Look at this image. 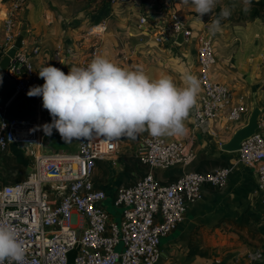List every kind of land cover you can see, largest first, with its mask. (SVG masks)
I'll use <instances>...</instances> for the list:
<instances>
[{"label": "built area", "instance_id": "built-area-1", "mask_svg": "<svg viewBox=\"0 0 264 264\" xmlns=\"http://www.w3.org/2000/svg\"><path fill=\"white\" fill-rule=\"evenodd\" d=\"M7 1L2 3L5 11L0 20V57L18 36L16 21L29 2ZM107 2L116 8L128 5L137 9L138 25L156 44L169 41L181 46L196 41L199 94L191 108L193 125L182 130L178 138L151 134L141 140L136 156L146 171L133 184L114 192L112 204L121 208L118 223L104 207L106 191L92 179L97 161L118 150V127L100 122L85 125L78 120L80 109L86 106L89 82L101 64L100 45L91 44L68 74L61 59L36 69L38 47L22 43L4 73L16 84L15 97L31 98L35 115L30 123L20 122L19 116L8 117L6 106H0V154L13 143L28 145L31 170L13 183L0 184V264H69L67 253L71 249L76 252L70 264H157L162 258L161 239L183 221L189 206L200 199L202 186L223 187L234 169L235 165H225L210 172L188 170L168 183L154 176L156 169L188 165L194 159L195 129L216 118L238 123L249 112L250 102L235 101L232 90L213 77L216 59L211 23L201 19L197 34L195 23L179 11L175 2L153 0L147 9L136 0L131 4L130 0ZM98 27H105V22ZM180 32L181 43L176 41ZM69 77L75 91L68 97ZM109 86L113 88L114 82ZM47 114H55L64 125L65 137L76 144L75 151L41 150L43 125L36 118ZM257 123L236 153L237 163L253 170L255 195L264 203V111ZM121 126L126 128L125 124ZM263 261L260 249H244L235 255L239 264Z\"/></svg>", "mask_w": 264, "mask_h": 264}, {"label": "crops", "instance_id": "crops-1", "mask_svg": "<svg viewBox=\"0 0 264 264\" xmlns=\"http://www.w3.org/2000/svg\"><path fill=\"white\" fill-rule=\"evenodd\" d=\"M86 1L29 0L27 9L16 21L15 29L23 34L22 43L38 47L39 52L34 58L38 70L61 59L62 68L70 74L91 44L100 45L98 58L101 64L89 82L86 106L80 109L78 120L83 123L87 107L93 103L98 122L113 123L118 127L119 148L103 159L110 162L111 171L104 173L98 163L96 168H99L92 177L94 185L111 196L116 189L133 184L146 171L136 156L144 137L155 134L174 139L180 136L182 130L193 125L191 108L199 94L195 64L197 43L193 41L189 45L175 46L164 41L156 44L149 38L146 29L138 25L139 12L129 7H113L107 0H93L92 7H89ZM188 19L195 23V31L199 34L200 27L197 25L201 19L198 16ZM101 21L105 22L103 28L98 27ZM225 35L226 31L215 37L217 60L213 77L232 90L235 101L242 99L250 102L251 93L259 87L264 74L263 70H255L257 63L254 56L258 43L248 44L240 37ZM175 49L179 55L173 60L177 67L170 70ZM174 78L177 81L174 82ZM110 81L114 82L113 88L109 86ZM74 91L75 85L69 77L68 97ZM15 98L6 110L20 116L23 108L31 103V98L22 97L19 101ZM258 103L262 107L259 99ZM40 119L44 136L41 150L73 151L76 145L71 147L72 143L65 137L64 125L55 114L36 118ZM245 120L232 124L223 118L208 121L194 131L192 149L195 157L188 165L176 164L168 169L154 170L157 181L168 183L184 171L210 172L220 166L235 165L223 187L202 186L200 199L189 206L174 232L162 239L164 262L239 264L235 262L236 253L233 252L251 245L247 240L250 216L254 214L257 220L264 217V203L255 195L256 176L251 168L237 163L236 152L220 148V144L226 142L233 130ZM6 156L8 158L0 162L1 167L8 165L6 160L14 159L11 150ZM111 174L113 182L109 180ZM17 180L6 174L0 176V184ZM112 217L115 219L116 216ZM261 221L264 226V220ZM260 245L255 243L252 247L259 249Z\"/></svg>", "mask_w": 264, "mask_h": 264}, {"label": "rangeland", "instance_id": "rangeland-1", "mask_svg": "<svg viewBox=\"0 0 264 264\" xmlns=\"http://www.w3.org/2000/svg\"><path fill=\"white\" fill-rule=\"evenodd\" d=\"M3 1H7V0H2V1L0 0V20L4 16L3 12L5 11V7L2 4ZM92 1L93 0L86 1V6L88 5L89 7H92L91 6L93 5ZM132 1L133 0H130V4ZM139 1H141V7L144 6V8L147 9L151 5V2L153 0H139ZM165 1L175 2L179 11L183 15L185 14L187 18L188 17L193 18L194 16H198L201 19L202 14H206L208 18L207 20H204V21L211 23L212 32L215 37L218 35L220 36L223 32L226 31L227 32V35H225L226 37L227 36L228 37L230 36V38L240 37L242 38L244 43H248V44L256 41V43H258L257 44L258 49L256 51V55L254 56V58L256 57V63H257V65L255 66V70L257 69L258 72H261L262 70L264 71V66H263L264 65V23H263L262 18H254V19L250 18L251 5L247 1L245 0H156L157 3L165 2ZM121 7L127 8L128 5L121 6ZM133 10L135 12H138L137 9H133ZM20 16L21 15H19V17ZM214 42H215V39H214ZM185 45H189V44H184L183 46ZM177 52L178 51L175 49L174 52L172 53L171 66H169L170 70H173L177 67V63L173 61L174 59H177L179 57ZM215 59L217 60L216 55H215ZM248 60H246V63L248 62ZM169 68H166V70L169 71ZM262 74L263 73H261V75ZM260 79H262V77ZM175 81H177V78H174V82ZM104 82L106 83L107 80L105 79ZM259 84H260L259 87L256 88L257 92L260 90V94H257V96L259 95L258 96L259 98L257 97V99L260 100L261 104H263L262 106L264 107V103H263L264 102V74H263V79L260 81ZM261 85H263V87H261ZM15 99L16 101H19V100H22L23 98L17 96ZM33 109H34V105L31 102L27 104L26 107L23 108L22 112L33 111ZM33 115H35V113H33ZM7 116L14 117L16 116V114H14L13 111H10L7 109ZM244 118H246V116ZM71 143H72L71 147H74L76 145L74 142H71ZM75 149H76V146L72 150L75 151ZM8 150H11V153L14 159L13 161L6 160L8 165H4L2 167L0 166V176H2L3 174H6V175H9L11 179H14V180H17L19 178L21 179L25 176L26 168L30 161V158L28 157V155L30 154L28 152L29 146L13 143L8 147L7 151ZM6 153L0 154V162L1 160H5L6 158H8L6 156ZM98 163L100 164V166L103 167L104 173L107 171L109 172L111 171L109 161L108 162L104 160L97 161V164ZM98 168L99 167L95 168L96 169L95 171H97ZM101 177H103V174H101ZM109 180L110 182H113L112 174L109 177ZM113 194L111 196L107 195V198L104 200V205L107 207L106 210L110 213V215L116 216L115 219L114 217L113 219L119 223L121 208H117L113 206L112 204ZM261 220H264V217ZM261 220H257L255 215L251 214L250 220L248 221V226H250V228L247 230V240L249 241V244L251 245L245 249L253 250L255 248L252 247V244L260 243L261 248L259 249L261 252L264 253V226ZM172 232H174V230ZM119 248H120V245L117 246V249ZM241 250L243 249H240L239 251ZM237 252L238 250H235V252L233 253H237ZM157 264H168V263L164 262V259L162 257ZM263 264H264V261H263Z\"/></svg>", "mask_w": 264, "mask_h": 264}, {"label": "water", "instance_id": "water-1", "mask_svg": "<svg viewBox=\"0 0 264 264\" xmlns=\"http://www.w3.org/2000/svg\"><path fill=\"white\" fill-rule=\"evenodd\" d=\"M23 34H18L13 45L0 57V106H7L16 95V84L14 81H10L5 76V69L8 66L10 59L14 57L16 51L22 46ZM176 41L181 43L183 41V32H180ZM39 80H41V76L39 75ZM264 109L259 105L257 99V91H253L250 96V109L246 116V120L244 124L237 126L233 132L231 137L224 143L220 145V148L227 152H236L240 143L246 138L250 137L255 129L258 126V118L263 113ZM33 111H25L19 117L18 120L20 122L26 121L30 123V119L33 117ZM83 123L85 125H95L99 122L96 119V115L94 112V104L91 103L87 107L86 113L84 115ZM31 160V158H30ZM31 170V163H28L26 168V174H28ZM76 249H71L67 253L68 263H72L73 258L75 256Z\"/></svg>", "mask_w": 264, "mask_h": 264}, {"label": "trees", "instance_id": "trees-1", "mask_svg": "<svg viewBox=\"0 0 264 264\" xmlns=\"http://www.w3.org/2000/svg\"><path fill=\"white\" fill-rule=\"evenodd\" d=\"M251 5L250 18H262L264 23V0H245ZM202 20H207L208 16L202 14ZM2 108V107H1Z\"/></svg>", "mask_w": 264, "mask_h": 264}, {"label": "bare ground", "instance_id": "bare-ground-1", "mask_svg": "<svg viewBox=\"0 0 264 264\" xmlns=\"http://www.w3.org/2000/svg\"><path fill=\"white\" fill-rule=\"evenodd\" d=\"M214 39H215V36H214ZM216 63V62H215Z\"/></svg>", "mask_w": 264, "mask_h": 264}]
</instances>
